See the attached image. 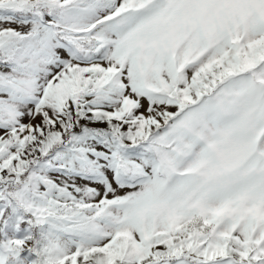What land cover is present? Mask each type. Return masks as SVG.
<instances>
[{"label":"snow or ice","instance_id":"1","mask_svg":"<svg viewBox=\"0 0 264 264\" xmlns=\"http://www.w3.org/2000/svg\"><path fill=\"white\" fill-rule=\"evenodd\" d=\"M0 264H264V0H0Z\"/></svg>","mask_w":264,"mask_h":264}]
</instances>
